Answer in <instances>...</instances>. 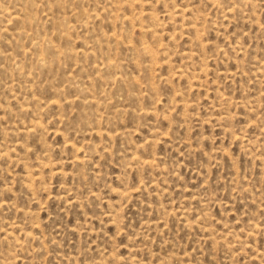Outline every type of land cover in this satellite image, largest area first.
<instances>
[{
  "label": "rangeland",
  "instance_id": "rangeland-1",
  "mask_svg": "<svg viewBox=\"0 0 264 264\" xmlns=\"http://www.w3.org/2000/svg\"><path fill=\"white\" fill-rule=\"evenodd\" d=\"M0 264H264V0H0Z\"/></svg>",
  "mask_w": 264,
  "mask_h": 264
}]
</instances>
